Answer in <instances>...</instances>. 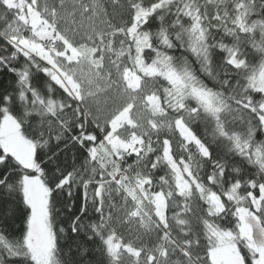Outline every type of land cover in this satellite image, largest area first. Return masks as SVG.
I'll use <instances>...</instances> for the list:
<instances>
[{"label": "snow or ice", "instance_id": "obj_1", "mask_svg": "<svg viewBox=\"0 0 264 264\" xmlns=\"http://www.w3.org/2000/svg\"><path fill=\"white\" fill-rule=\"evenodd\" d=\"M0 264H264V0H0Z\"/></svg>", "mask_w": 264, "mask_h": 264}]
</instances>
